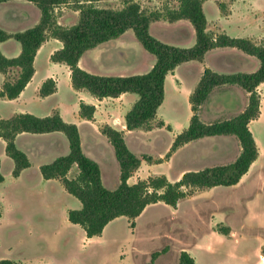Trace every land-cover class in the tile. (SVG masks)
Segmentation results:
<instances>
[{"label": "trees", "instance_id": "trees-1", "mask_svg": "<svg viewBox=\"0 0 264 264\" xmlns=\"http://www.w3.org/2000/svg\"><path fill=\"white\" fill-rule=\"evenodd\" d=\"M11 0H0L5 3ZM41 11V19L35 26L9 34L0 27V41L11 37L21 44V53L15 58H7L0 51V72L7 74L12 68L18 69L16 78L7 79L0 89V97L17 98L34 74V59L38 49L48 37L59 39L63 46L51 55L53 62L64 63L71 71L72 86L85 89L98 99L119 97L124 93L138 96L131 109L125 115L128 130H151L164 126L163 121H155L157 112L165 99V79L175 68L187 61H203L205 54L216 48H236L247 55L256 57L260 65L255 72H236L220 74L205 68L203 74L190 95L193 115L189 126L178 134L169 153L194 140L209 136L234 135L239 140L241 151L231 163L205 167L200 170L185 172L180 180L171 182L165 175L149 176L129 184L128 179L139 168L141 158L133 153L124 139V132L110 126L102 127V133L114 147L115 156L120 166V181L115 189H108L102 183L98 163L85 155L76 124L63 120L58 111L45 117L33 114H16L8 119H0V138L6 141V154L13 159L15 166L13 176L30 166L26 154L19 150L15 138L19 133L63 132L70 151L54 161L40 166L45 179H59L68 193L81 202V208L70 209L68 219L79 225L88 238L100 236L105 227L114 219L124 216L131 227L135 219L151 204L162 202L173 208L197 190H206L217 186L236 185L259 156V148L249 128L251 121L258 119L260 111V94L258 87L264 83V44L247 37H232L227 33L213 34L207 29L208 19L203 4L206 0H177L178 8L170 10L165 19L174 22L188 20L194 27L196 41L191 47H179L165 43L149 31L152 21L160 19L159 14H148L137 0H118L122 8L100 7L103 0H27ZM73 5L79 12V20L71 26H62L54 14L56 8ZM132 30L135 38L143 48L155 56L152 68L134 75H98L90 73L79 66L81 56L109 40L117 39L126 31ZM223 85H237L248 95L245 110L231 119L204 123L199 111L209 94ZM56 91V82L46 79L40 88L41 97ZM96 107L80 103V116L91 119ZM144 160L151 158L144 156ZM78 172L73 178L67 175L74 165ZM1 168V162H0ZM4 177L0 169V183ZM220 233L230 235L228 227L219 228ZM165 252H153L147 264ZM264 257V246L261 249ZM0 264H22L11 259H0ZM179 264H196L191 254L182 250Z\"/></svg>", "mask_w": 264, "mask_h": 264}, {"label": "rangeland", "instance_id": "rangeland-1", "mask_svg": "<svg viewBox=\"0 0 264 264\" xmlns=\"http://www.w3.org/2000/svg\"><path fill=\"white\" fill-rule=\"evenodd\" d=\"M137 2L148 14L160 15V19L155 20L152 26L154 35L163 38L171 45L175 43L189 45L191 32L194 33L193 25L188 20L177 25L165 19L170 10L178 8L177 0H137ZM2 4H5L3 7L8 6L30 16L24 24L7 27L14 33L35 26L41 19L39 8L27 0L0 3V8ZM98 5L115 9L123 7L118 0H103ZM203 8L210 33L247 37L264 44V0H206ZM38 14L40 19L37 22ZM54 14L57 19H61L62 26H71L79 20V12L73 5L58 7ZM2 29L8 32L7 29ZM130 33L133 34L132 31ZM133 38L139 48L144 50L140 42ZM125 39L132 44L133 39H130L129 35H125ZM181 39H186V42H181ZM237 52L210 51L209 64L220 71H229L223 66V62L228 58L227 56L237 57ZM134 54L135 50L133 52L126 50L125 58L133 60ZM138 55H134L137 63L130 71L143 73L153 64L154 56L142 60V56ZM122 59L124 58H120L121 62H125V59ZM239 63L235 65L238 70L250 69V63L241 59ZM41 66L42 63L40 68ZM16 69H10L15 72L10 74L9 79L16 78L18 75ZM224 86L208 97L205 110L212 111L216 108L217 114L205 113L203 119L206 121L234 118L247 107L249 95L241 87ZM257 90L260 94V111L263 113L258 119L251 121L249 127L258 145L259 156L253 172L240 187L219 186L209 192L200 193L184 200L179 210L162 202L151 204L134 227H131L126 217H120L110 222L100 236L91 238L86 236L79 225L71 223L67 214H62L61 208L54 205L52 213L46 215L42 212L45 208L42 198L24 195L15 197V193L13 194L15 191L10 188V196L7 197L9 209L5 210L4 223L0 224V257L24 261L25 264H147L153 252L165 249L153 264H179L182 250L188 251L194 257L196 264H264L259 246L264 242V84ZM133 96L137 97L134 94ZM190 111V104L185 94L175 91L170 83L161 116L176 126L177 123L188 118ZM139 134L136 133L128 138L133 152H140L141 157L144 151H148L154 157L162 156L164 153V158L169 159L171 147L165 151L170 139L168 131L154 134L155 140L149 144L145 142L147 136ZM134 137L139 139L137 143L133 140ZM222 142L226 147L223 155L212 158L209 157V153H202L203 149L211 148L214 144L220 145ZM240 149L237 137L226 135L224 138L219 137L218 141L205 139L197 143L194 145L193 157L198 159L200 168H205L215 163L232 162L238 156ZM146 165L148 166V163ZM166 165L156 163L151 171L168 170L170 178L175 179L179 161L176 160L174 165ZM147 166L143 167L144 171H140L139 176L147 174ZM3 169L7 171L6 164ZM66 194L71 200L79 201L73 195ZM253 196L255 198L251 208L253 214L243 229L239 224L243 209L241 200L252 199ZM69 205L74 207L71 201ZM216 208H224L216 212L218 215H227L229 218L227 224L231 225L235 232L233 236L213 232L225 227L223 224L209 223L210 216H215L212 211ZM19 218H22V223L17 221Z\"/></svg>", "mask_w": 264, "mask_h": 264}, {"label": "crops", "instance_id": "crops-1", "mask_svg": "<svg viewBox=\"0 0 264 264\" xmlns=\"http://www.w3.org/2000/svg\"><path fill=\"white\" fill-rule=\"evenodd\" d=\"M2 4V8H0V26L2 28L7 29V27H11L14 25L24 24L29 18V14L25 12H21L19 10L10 9L8 6H4ZM34 7V6H33ZM37 9V8H36ZM38 10V9H37ZM37 22L40 19V14H38ZM58 23L62 24L60 18L57 19ZM185 20H177L170 23H175L177 25L181 24ZM155 21H152L149 26L150 33L156 37L157 39L164 41L163 38L158 37L152 33V26ZM36 23V22H35ZM8 30V29H7ZM209 30V29H208ZM130 31H126L123 35H121L117 39L109 40L93 49L87 50L79 60V66L84 70L98 75H134L141 74L135 73L134 71H130L133 69V65L137 63V58L134 55L142 56V60L146 59V57H152L151 53L148 51L141 50L139 46L136 44L133 37H135L133 31L131 34ZM10 33H14V31L8 30ZM125 35H129L130 39H133L130 42H127L125 39ZM134 35V36H133ZM195 37V39H193ZM186 39H181V42H186ZM190 43L189 45H179V43H175L174 45L179 47H191L195 44L196 35L195 30L194 33L191 32L190 35ZM165 42V41H164ZM168 43V42H165ZM171 44V43H169ZM182 44V43H181ZM63 43L54 37H48L46 41L41 45L38 49L33 65H34V74L29 83L26 85L24 90L20 93V95L15 99H8L6 97H0V119H8L16 114H33L38 117H45L52 114L55 111H58L64 121L69 123H74L77 125L80 139H81V147L85 155L96 161L100 167L101 171V179L102 183L108 189H115L120 181V166L115 156L114 147L108 140L107 136H105L101 129L104 126H110L118 131L124 132L125 142L130 148L129 144V136H132L136 133H140L139 135L147 136L145 142L153 143L155 140L154 134H157L162 131H168L170 134V139L166 144V149H169L175 139V137L184 131L190 124V119L193 115L192 109L188 118L186 120H182L175 125H173L169 120L164 119L161 116V109L166 100L167 87L171 83L174 87L175 91L178 93H184L186 98L189 101L190 108V95L194 91L197 86L203 71L205 68H211L213 71L218 73L232 74L236 72H255L260 62L256 57L247 55L246 53L238 50L236 48L224 47V48H216L211 51H238L237 57L232 58L231 56H227L228 58L223 62V66L228 68L229 71H220L217 67H214L212 64H209V52L205 54L203 61L191 60L184 62L178 65L175 70L168 74L165 79V99L163 104L160 106L157 112V118L155 121H163L164 126L162 127H154L151 130H128L125 122V115L131 109L134 102L137 100L138 96H133L134 93H124L119 97H106L103 99H98L93 96L89 91L85 89L77 90L72 86L71 81V71L69 66L64 63L53 62L51 60V55L62 48ZM143 47V46H142ZM126 50H131L132 52L135 50V54L133 55V60L131 58H125ZM0 51L7 58H15L21 53V44L13 39L9 38L5 41H0ZM146 51V52H145ZM148 53V54H147ZM152 55V56H151ZM124 58L125 62H121L120 58ZM237 58V59H235ZM122 59V60H124ZM153 59V64L143 72L149 71L155 63V56ZM243 60L246 63H250V69L238 70L235 66L236 64H240L239 60ZM41 61V62H40ZM42 66L40 68V64ZM230 68H236L231 70ZM16 71H18L16 69ZM15 71H8L7 74H3L0 72V89L11 73ZM52 78L56 82V91L46 97H41L39 94L42 83L48 79ZM264 84V83H263ZM261 84V85H263ZM224 86V85H223ZM225 87V86H224ZM260 87V86H259ZM219 88L214 89L209 96H211L214 92H216ZM136 95V94H134ZM208 96V97H209ZM208 99V98H207ZM207 101V100H206ZM201 106L199 111V116L204 123H212L214 121H206L203 119L205 113L208 112L211 114H217L216 108L212 111L205 110V103ZM84 102L87 104H92L96 107L95 113L91 119H85L80 116V103ZM263 113V112H262ZM261 113V114H262ZM260 114V115H261ZM250 128V127H249ZM143 131V132H136ZM152 136V137H149ZM219 137H226V135L221 136H209L204 137L198 140L191 141L189 143L184 144L179 147L176 151L171 152L169 159L164 158V153L162 156L154 157L148 151H144L142 154L151 158V161H147L141 157V153H135L139 158H141V163L139 168L134 172V174L128 179L129 184H134L140 179H146L149 176L154 175H165L169 181L175 182L180 180L182 175L190 170L196 171L203 168H200L198 165V159L194 158V145L204 141L205 139H219ZM136 143L139 141L137 137L133 139ZM221 141V140H220ZM15 144L19 150L24 152L30 161V166L23 169L19 176H13V169L15 163L13 159H11L5 151L6 141L3 138H0V162H1V173L4 177L2 183H0V224L4 223V212L6 209H9L8 200L10 196V188H12L15 192V197L30 196L32 198L40 197L44 200L45 208L42 209V212L46 215L51 214L54 208H61L60 211L62 214H67L70 209L81 208V202H75L71 200L66 193L64 185L59 179H45L40 171V166L43 164L50 163L54 161L56 158L67 155L70 151L69 141L66 135L61 131L47 132V133H30V132H22L19 133L15 138ZM225 145L223 142L219 144H214L211 148L203 149V152L209 153V157L217 158L225 153ZM241 151V149H240ZM239 151V153H240ZM238 153V155H239ZM238 157V156H237ZM236 157V158H237ZM235 158V159H236ZM234 159V160H235ZM176 160L179 161V169L176 172L175 179H171L168 170L152 172V167L158 164H167L174 165ZM233 160V161H234ZM232 161V162H233ZM258 161V159L256 160ZM256 161L251 165L249 171L243 175L241 180L233 186V188L240 187L245 183L247 176L253 172L254 167L256 166ZM148 163V166L146 165ZM231 163V162H229ZM7 165V171L3 169L4 165ZM228 163H215L211 166L217 165H225ZM166 165V166H167ZM147 166L146 172L147 174L144 176H139L140 171L143 170V167ZM144 171V170H143ZM78 172L77 165L75 164L68 173L69 178H73ZM114 182V183H113ZM114 184L112 187L110 184ZM110 186V187H109ZM219 187V186H217ZM216 187L206 189V190H197L194 195L187 197L181 200L177 206L176 210H179L181 203L184 200L193 198L200 193L209 192V190H213ZM18 191V192H16ZM68 195H71L68 193ZM76 198V197H75ZM251 198V197H250ZM64 200L65 203H64ZM49 201V202H48ZM74 203V207H70L69 202ZM255 201L254 196L252 199L244 198L241 200V207L243 208L240 215L239 224L241 228H245V224L252 216V206ZM80 205V206H79ZM150 206V205H149ZM145 210L141 213L139 217L135 219V223L142 217L145 213ZM225 208V207H224ZM224 208H216L215 216H210L209 223L223 224L225 227L230 229V235L233 236L235 234L234 229L231 225L227 224L228 217L227 215H218L217 210H223ZM124 217V216H121ZM120 218V217H118ZM116 218V219H118ZM69 220V219H68ZM115 220V219H114ZM17 221L22 223V218H19ZM112 222V221H111ZM108 226V225H107ZM106 226V227H107ZM105 227V229H106ZM104 229V230H105ZM103 230V232H104ZM213 232H219L213 230ZM260 249L264 246V242L260 243ZM262 259H264L261 254ZM0 259H7L2 258ZM14 260V259H12ZM15 261V260H14ZM22 264H25L24 261H18Z\"/></svg>", "mask_w": 264, "mask_h": 264}]
</instances>
